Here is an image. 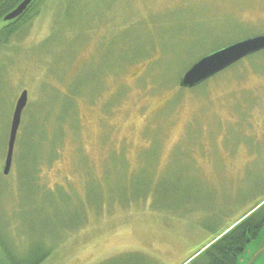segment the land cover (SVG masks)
<instances>
[{"label":"rangeland","instance_id":"obj_1","mask_svg":"<svg viewBox=\"0 0 264 264\" xmlns=\"http://www.w3.org/2000/svg\"><path fill=\"white\" fill-rule=\"evenodd\" d=\"M37 9L0 44V128L27 90L17 144H41L33 158L29 139L5 175L0 140V264H183L263 203L264 54L179 82L214 49L264 34V0ZM258 236L238 264H264Z\"/></svg>","mask_w":264,"mask_h":264},{"label":"trees","instance_id":"obj_2","mask_svg":"<svg viewBox=\"0 0 264 264\" xmlns=\"http://www.w3.org/2000/svg\"><path fill=\"white\" fill-rule=\"evenodd\" d=\"M22 1L23 0H0V22H2V25L0 26V44L2 42H7V43L10 42L15 37L16 34L22 31L23 28H27L29 23L34 19V17L38 15L39 9L35 10V12L32 14L31 11L35 9L37 6L41 5L44 0H34L21 16H19L18 18L12 21H4V17L13 9H15ZM213 51H215V49ZM263 54H264V50L255 53L251 56H248L245 59H252V58L256 59L257 57ZM257 59H262V58H257ZM240 62H242V60L232 65L231 67L227 68L223 72L235 68L236 66H238ZM220 74L214 77H217ZM209 80L211 79L206 80L205 82L199 84L198 86L208 83ZM10 127H11V122H10V126L6 123V125L0 128V140H2L1 146H3L2 147L3 157L4 155L6 157V153H7ZM29 139H32V141L34 142V145L32 144L33 145L32 149L31 147H29V150L31 151L33 158L40 157L41 144L38 141V139L35 138V135L30 136V138L26 139L23 144L20 143L21 145L19 143L17 144L16 142L13 162L18 161L19 167L21 165L20 156L22 155V151L24 149H28ZM38 165L39 163L34 168L35 172H37L39 168ZM2 175L6 177L4 174L0 173V177ZM263 226H264V201L263 203L257 204L248 213H246L240 219H238L230 226H228L225 229V231L219 235L217 239L215 238L212 242L205 245L203 247V251L199 253L196 257H194L192 260H190L187 264H236L238 256L241 255L245 250V248L247 247V245L258 236ZM47 255L48 253L45 254L44 256L39 257V259L36 260H30V259L21 260V261L13 260L11 261V264H41V262L46 258Z\"/></svg>","mask_w":264,"mask_h":264},{"label":"water","instance_id":"obj_3","mask_svg":"<svg viewBox=\"0 0 264 264\" xmlns=\"http://www.w3.org/2000/svg\"><path fill=\"white\" fill-rule=\"evenodd\" d=\"M34 0H23L15 9L9 12L4 21H12L21 16ZM264 50V34L248 37L217 49L195 62L181 77L180 86L193 88L224 71L240 60ZM28 103V91L24 90L19 96L12 116L8 148L5 159L4 174L8 175L12 164L18 130L22 121V114ZM264 231V226L260 234ZM259 237V236H257ZM256 237V238H257ZM255 240V239H254ZM253 242V240L251 241ZM250 243L241 255L238 256L236 264L243 260L248 252Z\"/></svg>","mask_w":264,"mask_h":264}]
</instances>
